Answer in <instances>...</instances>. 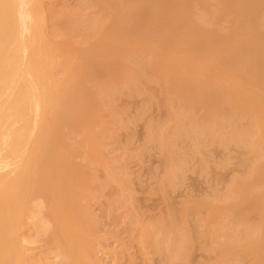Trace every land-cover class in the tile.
Listing matches in <instances>:
<instances>
[{
  "label": "bare ground",
  "instance_id": "6f19581e",
  "mask_svg": "<svg viewBox=\"0 0 264 264\" xmlns=\"http://www.w3.org/2000/svg\"><path fill=\"white\" fill-rule=\"evenodd\" d=\"M96 1L84 38L55 42L41 0H0V264H96L81 198L93 163L105 185L123 181L101 137L138 95L134 118L148 115L165 168L141 241L160 250L168 231L175 263L192 264L209 236L213 257L196 264H264V0ZM51 20L84 28L69 13ZM205 143L235 147L224 193L174 199L175 177L206 171Z\"/></svg>",
  "mask_w": 264,
  "mask_h": 264
},
{
  "label": "rangeland",
  "instance_id": "374dc122",
  "mask_svg": "<svg viewBox=\"0 0 264 264\" xmlns=\"http://www.w3.org/2000/svg\"><path fill=\"white\" fill-rule=\"evenodd\" d=\"M43 14L47 16L45 34L55 42L70 38L81 41L83 31H89L90 23L102 17L103 10L96 0H41ZM59 13H69L84 25L80 33L72 35L51 20V16ZM62 70L60 64L57 71ZM141 97H122L125 106L122 116L115 115L105 125L101 137L102 149L106 153L111 169L120 173L121 182H110L105 185V171L93 163V180L89 191L83 194L81 203L89 215L83 216V227L89 234L96 264H176L173 258V246L170 243L171 233H160L161 249H156L141 241V234L160 204V199L154 192L160 180L163 179V167L154 140L145 137L148 115L134 118ZM163 128L167 129L164 123ZM70 145L77 144L78 137L72 132ZM66 140L68 137L65 138ZM70 140V139H68ZM186 139L181 140L182 148L188 147ZM201 150L208 155L206 171L201 172L196 166L187 168L183 177L177 181L171 191V196L182 200L189 195H222L228 178L236 171L231 155L235 147L229 143L225 146L205 143ZM79 156V155H78ZM76 157L78 159L79 157ZM226 160L225 166L216 165L217 161ZM193 161L189 162L192 165ZM124 183L129 189L123 188ZM131 195L130 199L127 196ZM189 224L194 225L191 219ZM200 244L190 252L192 264L211 259L213 253L202 246L213 242L209 236L198 239ZM175 241H173V244Z\"/></svg>",
  "mask_w": 264,
  "mask_h": 264
}]
</instances>
